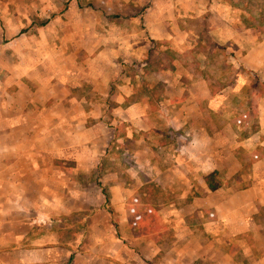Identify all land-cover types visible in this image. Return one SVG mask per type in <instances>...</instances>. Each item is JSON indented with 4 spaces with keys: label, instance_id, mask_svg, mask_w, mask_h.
<instances>
[{
    "label": "crops",
    "instance_id": "0c3cea01",
    "mask_svg": "<svg viewBox=\"0 0 264 264\" xmlns=\"http://www.w3.org/2000/svg\"><path fill=\"white\" fill-rule=\"evenodd\" d=\"M10 2L15 0H0V264H149L158 256L155 240H149L153 253L141 255L131 247L142 236L126 242L115 222L95 219L100 211L111 213L101 188L93 195L86 183L102 181L99 154L120 139L119 121L131 122L125 136L137 135L142 145V132L163 130L156 146L160 153L169 151L170 161L154 159L152 179L159 190L170 182L186 185L170 194L185 197L182 204L166 200L158 210L175 234L167 264H231L225 258L234 260L239 246V264H264V92L246 95L243 110L256 122L243 129L242 105H232L236 97L225 93L226 83L212 88L215 80L190 76L186 98L173 99L175 129L147 128L149 100L133 98L138 73H126L123 63L139 56V35L104 46L102 33H95L84 48L88 61L80 62L77 47L62 44V14L43 19L45 30L37 36L32 7L16 3L12 11ZM261 52L252 48L238 57L237 68L253 77L263 72ZM116 79L124 84H117L114 95ZM235 80L234 86L240 84ZM106 181L112 206L122 212L124 202L114 199L124 196L123 187L113 176ZM83 210L90 213L86 234Z\"/></svg>",
    "mask_w": 264,
    "mask_h": 264
},
{
    "label": "rangeland",
    "instance_id": "374dc122",
    "mask_svg": "<svg viewBox=\"0 0 264 264\" xmlns=\"http://www.w3.org/2000/svg\"><path fill=\"white\" fill-rule=\"evenodd\" d=\"M15 4L16 7L21 5L23 9L26 8V4H28V9L32 7L34 21L31 26L34 30L30 26L25 29H32L31 31L36 32L37 36H40V31L45 30L43 26H39L43 19L53 14H62L63 22L58 26L60 30L63 29L67 32L62 44L65 41L66 45L76 46L80 62L88 61L90 54L84 48L92 45L95 33L99 37L102 35L104 43L107 41L109 46H118L119 42L125 40L128 34L131 38H137L139 35L141 46L139 56L131 54L130 60L123 63L129 67V69H124L126 73L130 75L138 73L134 77L135 81L133 80L131 83L134 92L133 98L145 96L149 100L147 114H145L146 119H144L147 128L175 129L173 115L177 113L178 103L176 101L178 100L174 101L173 99L186 98L188 90L184 88H187V84H189L188 77L196 78L205 75H210V79L216 81L215 88H218L221 83H226L225 93L232 99H234L233 96L236 97V101H233L232 105L237 108L242 105V110L238 109L240 111L237 110V112L242 118V122L246 124L243 129H251L250 126L256 122V117L249 113L250 110L247 112L243 110L247 101L245 97L249 94L247 86L253 79V75H249L243 69H238L237 62L239 61L238 57L244 59L252 48L256 50L261 48V53H264V0H15V2H10L9 7L12 11L15 10ZM57 28L56 26L55 29ZM141 37L143 41H141ZM55 40L59 42L61 38ZM154 40L160 42L156 47ZM40 43L39 41L35 45H40ZM150 49H154V54L150 55L152 57L150 59L153 61H156L153 57H157L159 52H167L172 49L177 55L172 59L175 68L159 69L155 73L148 72L144 61L149 56ZM140 57L142 58L138 60ZM165 59L169 60L170 58L165 57ZM257 73L264 79V71ZM235 79H240V84L236 83L234 86ZM114 82L112 87L115 95L117 90H120L117 84L123 85L124 82L122 79H116ZM213 119L216 120L215 117ZM119 120L117 118V121ZM120 123L119 121L117 124L119 125L120 139L112 143L107 152L103 151L102 156L99 154V158L102 157V159L98 167V178L105 184L108 182L106 181L107 177L113 176L118 179L120 186L123 187L124 196L114 199V201L117 200L120 203L123 201L125 208L123 211L121 210L122 212L115 211L114 215L109 214L106 210L100 211L95 215V219L98 222L105 220H110L113 223L118 222V229L115 226L117 236L119 238L127 237L126 242H136L135 238L138 236L134 234L131 223L127 219L128 212L131 209L139 208L148 212L150 208H154L152 202L154 193L151 192L153 188L149 187V185L157 187L156 182L152 179L155 173L152 163L154 159L160 157L170 161V155L168 150L160 153L156 146L159 139L163 137L158 136L162 135L163 130L158 133L142 132L146 146L144 147L137 143V135L129 138L125 136L127 126H130L131 122H128L130 125L127 122ZM133 128L137 127L133 126ZM135 134L137 133L135 132ZM147 180L151 181L146 182ZM86 184L89 185V191L93 195L95 189L100 190L94 180ZM166 187L157 191L162 200H167V203L174 200L179 204L186 200L185 197L177 199L170 195L173 191L174 193L183 192L186 187L183 182H170ZM97 195L99 197L101 193L99 192ZM93 214L95 211L91 213V218ZM89 217L88 210L81 212L82 227L86 225L81 230L83 234H86ZM160 217L164 225L160 236H155L156 238L142 236L143 239L138 240L135 246H130L135 248L136 253L148 256L153 253L155 247L149 240H155L156 248L160 249V252L154 260L147 259L149 264H167L165 257L175 247L173 244L175 241L174 229L171 228L168 221L164 220L163 215ZM69 232L67 230L68 234ZM206 235L204 232L199 233V236L204 239ZM221 248L219 247V249ZM228 248L226 246L225 250ZM242 258L243 252L239 246L236 249L234 260L228 258V255L225 259L227 263L239 264ZM202 263V261L199 262V264Z\"/></svg>",
    "mask_w": 264,
    "mask_h": 264
},
{
    "label": "trees",
    "instance_id": "16d2710c",
    "mask_svg": "<svg viewBox=\"0 0 264 264\" xmlns=\"http://www.w3.org/2000/svg\"><path fill=\"white\" fill-rule=\"evenodd\" d=\"M47 21H41L39 23V26H42L46 24ZM155 47L160 44V42L155 41ZM154 54V49L149 50V56L147 59H145V66L147 68L148 72L155 73L159 69H173L175 68V65L173 64V57L177 56L172 49H169L167 52H159V55L155 58L156 61L151 60L150 55L152 56ZM165 57L170 58L169 60L165 59ZM179 57V56H178ZM153 65H156V67H153ZM243 66V65H242ZM244 68V66H243ZM255 76L253 77V83L252 85L248 88L249 90V95L254 96L255 94L260 96L264 92V79L261 78V76L258 73H254ZM205 77L211 78V76H206ZM212 88L215 87V84L211 85ZM98 185L101 188L102 193L105 196V206L108 208V211L111 213V215H114L115 209L111 204V195L107 187L103 184L102 181L98 180ZM149 187L153 188L154 197H153V207L150 208L148 212L143 210L142 208H139L137 210L131 209L129 211V220L132 226V229L134 230V234L136 236H148L156 238L162 234V230L164 228V225L161 222V217L158 213L159 207L164 204L166 201L161 199L159 196V189L157 187H154L152 185H149ZM153 211V212H152ZM137 212V213H135ZM117 228L119 227L118 222H116ZM156 236V237H155Z\"/></svg>",
    "mask_w": 264,
    "mask_h": 264
}]
</instances>
